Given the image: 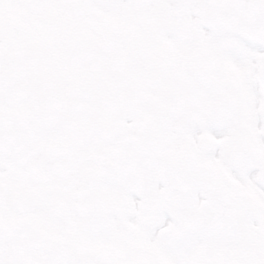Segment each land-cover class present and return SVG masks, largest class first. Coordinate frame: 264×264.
<instances>
[{"label": "snow or ice", "instance_id": "snow-or-ice-1", "mask_svg": "<svg viewBox=\"0 0 264 264\" xmlns=\"http://www.w3.org/2000/svg\"><path fill=\"white\" fill-rule=\"evenodd\" d=\"M0 264H264V0H0Z\"/></svg>", "mask_w": 264, "mask_h": 264}]
</instances>
